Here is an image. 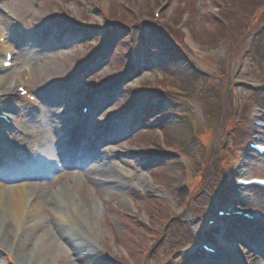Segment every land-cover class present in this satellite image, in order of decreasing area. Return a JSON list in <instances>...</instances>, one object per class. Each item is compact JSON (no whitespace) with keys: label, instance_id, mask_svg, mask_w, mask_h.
<instances>
[{"label":"rangeland","instance_id":"1","mask_svg":"<svg viewBox=\"0 0 264 264\" xmlns=\"http://www.w3.org/2000/svg\"><path fill=\"white\" fill-rule=\"evenodd\" d=\"M263 1L253 3L247 27L239 33L226 15L229 0H2L0 30L15 53V67L0 72V112L14 121L6 132L13 150L0 152V167L7 173L0 176V264H81L84 256L103 258L99 264H236L244 255L245 264H263L264 229L249 244L248 237L242 238L245 247L237 239L224 241L219 231L214 244L221 251L219 261L200 260L198 251L201 232L221 229L215 218L212 226L207 221L213 210L225 206L223 196H235L237 208L256 206L264 212V191L250 197L231 186L243 174L264 178V158L252 157L245 147L250 132L263 133L254 127L264 117L256 97L264 87ZM112 24L123 27L117 38ZM225 24L228 36L204 37L207 30L212 33L213 27ZM89 26L108 37L89 39L85 29L70 34ZM157 28L175 38L166 40L153 32ZM171 46L177 51H164ZM101 50L105 53L96 56ZM127 50L131 67L124 75ZM179 51L189 65L179 64ZM227 68L229 76L222 81ZM187 69L197 73L192 88L180 78ZM115 78L120 79L112 85L119 84L117 88L102 87ZM14 79L37 102L16 96ZM96 87L103 89L94 93ZM127 95L137 101L130 105ZM88 105L90 111L82 115ZM170 110L177 115L167 120L187 119L192 132L185 150L166 142L159 129L165 119L150 125ZM151 130L153 137L147 133ZM23 131L29 136L19 141L15 132ZM104 131L108 135L102 143ZM140 133L144 135L138 137ZM156 144L159 150L153 149ZM91 148L93 159L72 170L67 162L72 154L83 157ZM163 155L178 160L187 202L178 203V193L163 184ZM204 181L210 185L200 190ZM21 186L28 203L40 211L17 221L4 207L8 189ZM61 189L69 200L62 209L56 200ZM163 208L168 214H161ZM127 219L149 234L139 251L144 257L148 249L143 263L134 259L138 253L130 243L143 232ZM74 231L78 249L70 240ZM192 235L197 242H190ZM193 255L199 256L197 263L190 260Z\"/></svg>","mask_w":264,"mask_h":264},{"label":"trees","instance_id":"2","mask_svg":"<svg viewBox=\"0 0 264 264\" xmlns=\"http://www.w3.org/2000/svg\"><path fill=\"white\" fill-rule=\"evenodd\" d=\"M258 1L259 0H229V2H230L231 5H230V9L227 10V14L226 15H227V18H230L231 17V19H230L231 22L236 26L235 28H238V31L237 32L242 33L243 32L242 30L247 27V26H245L246 24H244V23L249 19L250 14L253 13V11H254V5H253V3H257ZM78 6H80L82 8L84 7L82 3H79ZM207 18L209 20V23L211 25H213L214 22L211 19L210 14H207ZM112 28H113V35H114V32H115L114 37L117 38L116 36H118V35L121 34V32H119V31L122 30L123 27L112 24ZM157 29H155L154 31L152 30V31L158 33L159 35L161 33L162 35H164V38L166 40H168V39L171 40V39H174L175 38L174 35L171 34L169 31H167L165 28L164 29L163 28H157ZM213 29H214V31L212 33L210 31H208V30L206 32H204L205 33L204 34V37H207V38H209L211 40V39H216L217 35H220V36H224L225 37V36H228L230 34V28L226 24H225V26L222 25L220 27L219 26L213 27ZM97 30L99 31L100 28H98V27H92L91 28L89 26L88 28L85 29V32L84 33L87 34V37H89V39L94 38L96 36L97 37L100 36V37H102V39H105V38L108 37V35L105 36L104 33H100ZM88 35H90V36H88ZM196 36H197V34H196ZM149 40H150L149 41L150 44L153 43V44H155V46L157 45V42L154 41V38L153 37H150ZM96 41H98V40H96ZM164 49H165L164 50L165 52L177 51L173 46L168 47V48H164ZM179 52L180 53H178V54H181L183 56L182 57L180 55V57L182 58V60L179 59V64H182L184 66L189 65V62L186 60L184 53L181 52V51H179ZM255 52H256L257 58H259L262 61L263 60L261 58L262 53L260 52V46L259 45L256 46ZM104 53L105 52H103V50H101L100 53H98V52L96 53L97 54L96 56H98L100 54H104ZM123 58L126 61L127 69H126V72L125 73H127V70L130 69L129 64L127 63V60L130 58V51L129 50H127V53L123 56ZM183 59H185V60H183ZM229 69L230 68H227L226 69V72L221 76L222 81L225 80V79H227V77L229 76V72H230ZM185 72L187 73V75L181 74L180 75V78L181 77H185L186 87H191L192 88V82L194 80L192 78L194 76H196L197 73L194 70H192V69H187V70H185ZM107 83H109V82H107ZM97 89L98 88L96 87L95 90H97ZM222 92H224V91H222ZM259 93H260V95L258 96V93H257V96L256 97H258L257 100L260 101V107L261 108L263 107L262 109H264V87L261 89V91H259ZM130 98H131V96L127 95V101L130 100ZM162 103L163 102H161V101L158 102L156 108L154 109V111H157L158 112L159 109H160V107L162 106ZM166 113L169 114L170 116L177 115V112H175L174 110L169 111V112H166ZM147 115H149V114H147ZM169 115H165L164 117H168ZM165 120L166 121L162 125H160L159 129L161 128L164 131V133L166 135V142L169 143V144H173L175 146L181 147L182 150L187 149L188 144L191 142V139H192V132H190L189 125H188V123L186 121L187 119L178 118V119H175V120H171V119H168L167 120V118H165ZM147 133H149L153 137L154 131L151 130V131H148ZM141 135L143 136L144 134H141L140 133L138 137H141ZM154 141H155V139L153 138V142ZM153 149L159 150L158 145L156 144L153 147ZM162 157H166V158L163 159V160H165V163H163L160 166V168H159V169H161V173L163 172L162 174H160V177H161L162 180L165 179V182H166V183H163V184L168 189H170V190L175 191V192L178 193V196H179L178 197L179 198L178 199V203H183L184 201L187 202V200L185 199V197L188 196L187 195V192L186 193L184 192L185 191V188H183V185H181V181L179 179V175L181 176L182 172H181V168H180V165L178 163V160H170L171 159V158H169L170 156H165V155H163ZM206 171L207 170H205V172ZM204 175L206 176L207 174L206 173L203 174L202 177ZM200 177H201V173H200ZM205 179H207V178L204 177V180ZM200 183H201L200 190L203 189L204 187L207 188L210 185V184L208 185V182L207 181H204L203 184H202V182H200ZM193 186L194 185H192V188L189 191V193H191V191H193V189H195L194 188L195 186L194 187ZM221 200L224 201V202H227L229 200V197L227 195L226 196H223L221 198ZM156 211L157 212H160V208L158 210H156ZM156 211L153 210V209L151 210V212H156ZM161 214L166 215L168 213H167L166 209L163 208V210H161ZM173 219L176 220V222L178 221V217L177 218L174 217ZM127 221H129L131 223V224L130 223H128V224L130 226H132L133 228H135L137 230H141L142 232L143 231L145 232V230L141 226L137 225L134 221H131L130 219H127ZM217 231H218V229L217 230H214L215 233ZM144 232H143V234H141L140 237H134V238L132 237L130 239L131 240L130 241L131 246H132V244L134 246L132 251L134 253H138L137 254L138 255L137 256L138 258H134V259H136L140 263H143V259L145 258V260H146V258H147V257H145L146 254H144V253L148 249L144 250V252H143V256L144 257H142L140 255V253H139V251L143 247L142 245L145 244L144 243V240L147 239V236L149 235L148 234L147 236H145ZM212 234H213V232L201 233L198 236V238L199 237L201 238L204 235V237L207 239L208 242L213 243L214 241H213ZM144 237H145V239H144ZM189 239L191 240L190 242H192V243H195V241H196V237H194V235L190 236ZM133 252H131V254L133 255V257H135L134 254H133ZM198 258H199V256L194 255L192 257V260L195 261ZM89 259H94V258H89V257H86V256L82 257L81 260H80L81 261V264L82 263L83 264L84 263L85 264H99V262H101L103 258L98 257V258L94 259L93 261L92 260H89Z\"/></svg>","mask_w":264,"mask_h":264},{"label":"bare ground","instance_id":"3","mask_svg":"<svg viewBox=\"0 0 264 264\" xmlns=\"http://www.w3.org/2000/svg\"><path fill=\"white\" fill-rule=\"evenodd\" d=\"M69 151V150H68ZM90 157V155L87 156V159ZM69 164L77 163L75 162V160H69L67 161ZM4 169L2 167H0V176H3L4 174H7L5 171H3ZM1 173H4L1 175ZM1 188V186H0ZM9 194V200L7 201V203L5 204L4 207V212H6V214L8 215L9 218L13 219V220H17V221H22L24 219H26L28 217L29 214H32V212H37L40 211L37 207V205L33 206L32 204L28 203V199L26 194L24 193V187H13L11 189H8ZM64 192L66 193V190L61 189L60 193H59V197H56V200H58L59 202V206H61L62 208H65V201H69L67 200V198L64 196ZM64 197V198H63ZM70 204V208H72V204ZM27 212V213H25ZM56 218L60 219V215L56 214ZM61 220V219H60ZM69 232V231H68ZM71 237V242H72V246L76 249H78L76 247V244L78 241H80L79 237L75 235V231L72 233H70ZM69 240V241H70ZM74 240V241H72Z\"/></svg>","mask_w":264,"mask_h":264},{"label":"snow or ice","instance_id":"4","mask_svg":"<svg viewBox=\"0 0 264 264\" xmlns=\"http://www.w3.org/2000/svg\"><path fill=\"white\" fill-rule=\"evenodd\" d=\"M262 183H264V181H262Z\"/></svg>","mask_w":264,"mask_h":264}]
</instances>
